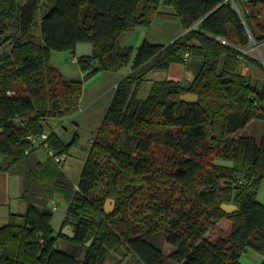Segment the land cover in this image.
I'll return each instance as SVG.
<instances>
[{"label": "trees", "instance_id": "16d2710c", "mask_svg": "<svg viewBox=\"0 0 264 264\" xmlns=\"http://www.w3.org/2000/svg\"><path fill=\"white\" fill-rule=\"evenodd\" d=\"M161 6L173 8L180 38L119 47L125 33L149 27ZM263 13L264 0H0V172L21 177L26 204L0 227V264H104L121 250L139 264H242L250 251L264 264V204L257 201L264 131L260 140L236 137L264 124V78L252 83L240 74L242 65L264 73ZM78 44L93 45L94 57L77 58ZM65 51L85 81L132 63L77 184L62 157L78 137L65 144L46 130L80 109L84 81L64 79L51 64L53 52ZM192 61L203 64L194 82L158 80L145 100L138 97L150 72ZM185 93L199 101H181ZM57 196L68 205L63 224L73 238L55 235ZM110 198L116 206L108 214ZM224 203L240 211L226 214ZM165 244L174 249L168 256Z\"/></svg>", "mask_w": 264, "mask_h": 264}, {"label": "rangeland", "instance_id": "374dc122", "mask_svg": "<svg viewBox=\"0 0 264 264\" xmlns=\"http://www.w3.org/2000/svg\"><path fill=\"white\" fill-rule=\"evenodd\" d=\"M164 7L166 8V6ZM167 8L170 11L168 14L165 12V18H158V14H161L160 16L164 15L163 12H158L149 27L136 28V30L145 33L146 38H144V40L147 39L154 44L169 45L184 34L181 24L178 20H176V17L171 14V11H174L173 8ZM261 20L264 22V13ZM35 35L36 38L40 36L37 31ZM130 35L132 36L133 33ZM142 42H140L139 45H141ZM128 47L129 46L126 48ZM51 64L60 71L64 79L84 81V90L80 100L79 111L75 115L65 119L50 120L46 125L47 133L54 131L65 144L72 143L74 138L76 136L78 137V145L73 147L68 155L62 157V160H64L62 167L64 172L73 183L77 184L80 179L82 169L86 163L89 150L94 143L96 132L102 125L106 112L112 101L116 85L131 71L132 63L120 72L112 73L103 71L87 81H85V75L81 71L79 62L74 61V56L70 52H53ZM178 69L179 67L176 64H173L172 67L166 71L150 72L144 79V82L139 90L138 97L141 100H145L152 89L153 83L158 80H173L188 84L189 82L185 80L184 75H181V72L178 71ZM240 74L247 76L252 83H260L264 78V73L261 72V70L249 65H242L240 67ZM263 131L264 124L262 122H253L244 131H240L236 137L239 138L241 135H246L260 140L262 138ZM38 142H42V139L39 138ZM38 155L43 161L47 158V153H45L42 149H40ZM220 163L226 166H232V162L230 161L223 160ZM257 201L264 204V181L260 184ZM55 205L57 208L54 209L52 225L55 235H57L58 232L63 233L66 227L70 225L64 226L63 224L68 205L65 201H63L61 196H57L54 202L51 203L53 208ZM21 213H24V211ZM58 243L60 247L67 246V244L60 239ZM173 250V247L168 244H165L163 247V251L166 256H168ZM125 254L124 250L119 252L110 251L104 264H120L126 260ZM126 255L128 256V254ZM249 255L254 258H260V254L255 251H250ZM129 258L134 264H139L136 259L132 258V255H130Z\"/></svg>", "mask_w": 264, "mask_h": 264}, {"label": "crops", "instance_id": "0c3cea01", "mask_svg": "<svg viewBox=\"0 0 264 264\" xmlns=\"http://www.w3.org/2000/svg\"><path fill=\"white\" fill-rule=\"evenodd\" d=\"M170 10L168 8L161 6L160 12H163V16H160L161 14H158V18H165L166 13L168 14ZM166 12V13H165ZM174 11H171V14L173 15ZM171 16V15H169ZM174 16V15H173ZM175 17V16H174ZM177 20V18H176ZM133 33L131 36L130 34ZM127 37V38H125ZM145 33L138 30H132L128 33H125L118 41V45L121 48L134 47L137 48L140 42L144 40ZM125 39V41H124ZM123 40V42H122ZM175 41V40H174ZM173 41V42H174ZM172 42V43H173ZM166 45V44H163ZM140 46V45H139ZM179 69L178 71L181 72V75H184L185 78V68L186 65L184 64H176ZM172 67V65H171ZM170 69V68H169ZM164 80V79H163ZM117 86V85H116ZM46 137V136H44ZM39 153V151H38ZM22 179L20 176L11 174L9 172H0V227L6 225L9 221V217L11 214H23L21 212L26 211V204L21 199L22 194ZM262 260V256L260 255V258H254L253 256H250L249 253L244 254L241 257L242 264H260ZM124 262V263H123ZM121 262L120 264H134L131 262V259L128 257L125 261Z\"/></svg>", "mask_w": 264, "mask_h": 264}, {"label": "water", "instance_id": "95a60500", "mask_svg": "<svg viewBox=\"0 0 264 264\" xmlns=\"http://www.w3.org/2000/svg\"><path fill=\"white\" fill-rule=\"evenodd\" d=\"M256 49L259 50V46L256 45ZM76 57L84 58V57H94V46L91 44H78L76 48ZM203 68V64L201 61H192L186 65L185 68V80L189 83L194 82L199 76L201 70ZM183 102H198L199 95L193 93H185L180 97ZM57 162H60L61 159L59 157L56 158ZM4 159L0 156V165L3 164ZM63 166V164H62ZM115 200L110 198L106 201L105 210L108 214L114 211ZM221 209L226 214H234L240 211V207L235 203H224L221 205ZM63 235L69 238L74 237V232L71 226H67Z\"/></svg>", "mask_w": 264, "mask_h": 264}, {"label": "built area", "instance_id": "2783aa9c", "mask_svg": "<svg viewBox=\"0 0 264 264\" xmlns=\"http://www.w3.org/2000/svg\"><path fill=\"white\" fill-rule=\"evenodd\" d=\"M223 44H227V42L224 40V39H222V38H218ZM189 56L187 55L186 56V58H188ZM32 140L34 141V142H36L37 143V139L36 138H32ZM57 207H56V205H55V207H54V209H56Z\"/></svg>", "mask_w": 264, "mask_h": 264}, {"label": "flooded vegetation", "instance_id": "af4514ba", "mask_svg": "<svg viewBox=\"0 0 264 264\" xmlns=\"http://www.w3.org/2000/svg\"><path fill=\"white\" fill-rule=\"evenodd\" d=\"M63 234V233H62ZM62 247V246H61ZM133 258V257H132ZM135 259V258H134Z\"/></svg>", "mask_w": 264, "mask_h": 264}]
</instances>
